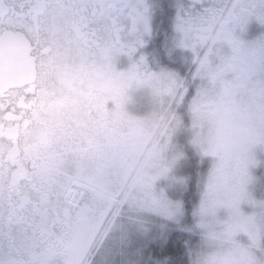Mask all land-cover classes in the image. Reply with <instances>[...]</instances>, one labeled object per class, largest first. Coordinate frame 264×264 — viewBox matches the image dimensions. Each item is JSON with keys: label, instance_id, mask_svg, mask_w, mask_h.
<instances>
[{"label": "snow or ice", "instance_id": "snow-or-ice-1", "mask_svg": "<svg viewBox=\"0 0 264 264\" xmlns=\"http://www.w3.org/2000/svg\"><path fill=\"white\" fill-rule=\"evenodd\" d=\"M154 0H0V264H116L148 214L172 219L182 204L149 193L140 153L104 111L100 82L126 58L127 75L162 105L182 104L189 81L144 53ZM175 44L199 79L222 82L234 65V5L177 0ZM119 103V101H117ZM160 110L156 129L168 124ZM264 243V242H262ZM161 264L172 242L155 241ZM126 264V262H122Z\"/></svg>", "mask_w": 264, "mask_h": 264}, {"label": "rangeland", "instance_id": "rangeland-1", "mask_svg": "<svg viewBox=\"0 0 264 264\" xmlns=\"http://www.w3.org/2000/svg\"><path fill=\"white\" fill-rule=\"evenodd\" d=\"M250 21L253 23L251 25ZM241 23L234 22V30L238 36L246 41L255 39L264 33V25L255 18L249 20L244 29ZM222 51H228V41H223ZM188 57L185 59L191 65L192 54L189 50H183ZM195 64L194 69L195 71ZM230 70V71H229ZM228 73L222 77V82L215 84L204 81L205 92L198 99L194 107L191 124L192 143L200 154L213 155L220 160L222 151L215 141H207L203 138L200 124L196 120L197 113L207 114L212 118L218 128L230 126L232 112L238 101L243 98L255 99L258 92L253 93L248 86L247 77L242 69L229 68ZM193 89L201 83L199 79L192 80ZM195 95V91L192 96ZM192 96L190 105L192 106ZM204 99L210 104L203 107ZM203 107V108H202ZM193 108V106H192ZM141 107L136 111L137 115L145 112ZM173 116L168 117V124L163 129H156L153 121L157 118L156 111L153 120H130L134 126L140 127L144 136L142 154L140 156L139 171L142 179L149 182L146 187L149 193H165L168 200L172 201L169 191L185 185L184 176H177V165L183 149L177 131L180 129V116L176 109H172ZM264 155V138L253 137L241 148L229 155L232 175L228 180L220 177L217 171L214 178L209 179L207 173L202 178L199 189V199L196 203L194 221L192 218V232L196 229L200 242L193 251V261L197 264H235L238 256L242 255V246L249 241L252 235L258 238L264 236V208L259 207V197H251L247 184V173L256 176L255 171L261 163ZM254 190V189H253ZM257 196V194H255ZM179 204L181 202L179 201ZM183 213L178 219H172L163 213L148 214L147 231L136 232L131 245L120 255L115 256L116 264H131L132 256L136 253V247L148 237L155 222H167L178 225L183 221Z\"/></svg>", "mask_w": 264, "mask_h": 264}, {"label": "clouds", "instance_id": "clouds-1", "mask_svg": "<svg viewBox=\"0 0 264 264\" xmlns=\"http://www.w3.org/2000/svg\"><path fill=\"white\" fill-rule=\"evenodd\" d=\"M238 16L245 17L244 23L239 26L241 30L252 18H255L261 25H264V0H224ZM234 43L228 42V51L223 52L224 58L234 65L233 68L244 70L249 89L259 95L255 99L243 98L238 101L232 112L230 126L218 128L212 118L203 113H197L196 120L200 124L203 138L207 141H215L219 144L222 156L220 160L215 159L211 154L207 155L208 178H214L217 171L220 177L228 180L232 175L229 155L241 148L253 137L264 138V33L255 39L246 41L234 30ZM224 44H222L223 46ZM155 105L161 110L171 107V102L161 104L154 100ZM205 157L202 155V159ZM264 177H256L251 172L247 173L248 190L251 197H257L253 191L254 187ZM259 207L264 208V196L257 201ZM264 236L252 235L249 241L242 246V255L238 256L235 264H264ZM192 264H197L193 261Z\"/></svg>", "mask_w": 264, "mask_h": 264}, {"label": "flooded vegetation", "instance_id": "flooded-vegetation-1", "mask_svg": "<svg viewBox=\"0 0 264 264\" xmlns=\"http://www.w3.org/2000/svg\"><path fill=\"white\" fill-rule=\"evenodd\" d=\"M164 2H168L170 5L169 21H166L168 20L166 16L164 18L162 16L159 19L160 15L163 13L162 5ZM176 3L177 0H154L151 16L152 34L144 45L143 51L153 64V67H163L174 71L189 81V97L182 104L172 103V109H176L181 120L180 129L177 131L179 135L182 133L181 131L186 124H188V128L189 124H192V121L189 122V120H193L194 107L192 108L190 105V97L196 89L192 88V71L194 69V63L192 62L191 65L187 63V59L185 58L188 57V54L183 51L184 48L178 47L175 44L177 35L174 26L177 13ZM157 11L159 23L157 22L158 35L155 36L154 15ZM244 20L245 17L241 15L235 20V23L243 24ZM250 23L251 25L253 24L251 21ZM165 25L168 26L166 30ZM127 64L128 61L126 58H120L117 64L114 65L115 73L104 78L100 82L99 87L105 96L104 111L114 117L116 128L121 134L126 136L127 149L129 151L139 152L141 156L144 136L141 132V128L134 126L130 120H153L156 111L159 114L160 109H158L154 103L151 90L139 83L137 79L127 75ZM229 71L227 70L224 74ZM117 101H119V103H117ZM205 105L208 107L210 104L204 99V109ZM141 107H144L146 110L142 112L141 115H137L136 111L141 109ZM181 156H183V154ZM178 175L179 170H177V176ZM184 177L185 179L187 178L186 176ZM181 182L186 185V182ZM172 200L173 202L179 203V200L175 199V197H172Z\"/></svg>", "mask_w": 264, "mask_h": 264}, {"label": "trees", "instance_id": "trees-1", "mask_svg": "<svg viewBox=\"0 0 264 264\" xmlns=\"http://www.w3.org/2000/svg\"><path fill=\"white\" fill-rule=\"evenodd\" d=\"M169 3L162 5L163 13L159 19L166 16L170 20ZM167 13V14H166ZM155 29L154 35H158V11L154 15ZM158 22V23H157ZM169 23V22H168ZM168 26L165 25V30ZM192 84V83H191ZM192 120H189V122ZM185 125L182 133L179 134L180 144L183 149V156H180L178 170L181 175L186 176V185L170 190L169 193L182 204L183 221L178 225L167 222H155L151 228L148 237L136 247V253L133 254L131 264H161L158 256L159 249L155 246L157 238L163 237L172 242V250L164 255L172 264H192L193 251L200 242L199 233L195 229L192 232V218L194 221V212L196 203L199 199V189L202 185V178L208 172L207 156L202 159L197 147L192 143L191 125ZM256 177H264V155L261 163L255 171ZM257 197L264 196V179H262L254 190Z\"/></svg>", "mask_w": 264, "mask_h": 264}]
</instances>
